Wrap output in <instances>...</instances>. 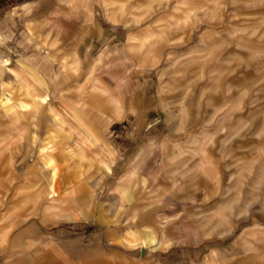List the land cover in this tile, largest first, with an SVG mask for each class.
Instances as JSON below:
<instances>
[{"label":"rangeland","instance_id":"374dc122","mask_svg":"<svg viewBox=\"0 0 264 264\" xmlns=\"http://www.w3.org/2000/svg\"><path fill=\"white\" fill-rule=\"evenodd\" d=\"M0 264H264V0H0Z\"/></svg>","mask_w":264,"mask_h":264},{"label":"crops","instance_id":"0c3cea01","mask_svg":"<svg viewBox=\"0 0 264 264\" xmlns=\"http://www.w3.org/2000/svg\"><path fill=\"white\" fill-rule=\"evenodd\" d=\"M6 99L9 100L10 98L7 97ZM1 101H2V104H3V105L6 104V102H7V101H5L4 99H1ZM21 103H23V102H21ZM21 103H20V104H21ZM20 104L17 105V107L19 108V110H20L21 112L25 111L23 108L20 107ZM4 107H5V106H4ZM92 136L94 137L93 134H92ZM53 143H54L53 140H51V141L49 142V146L46 147V148H49V147L52 148L50 154H48V155L45 156V157L49 160V162H51L52 159H53V158H52L53 155L51 154V153L53 152V150H54V146H55ZM50 144L53 145V147H52ZM77 145H78V146H81L80 144H77ZM46 148H45V149H46ZM45 149H44L43 151H45ZM153 235H154V233H153V232H150V233L147 234V237H149V238L151 237V238H152Z\"/></svg>","mask_w":264,"mask_h":264},{"label":"bare ground","instance_id":"6f19581e","mask_svg":"<svg viewBox=\"0 0 264 264\" xmlns=\"http://www.w3.org/2000/svg\"><path fill=\"white\" fill-rule=\"evenodd\" d=\"M6 106H8V104H6ZM27 104L25 102L21 103L20 104V107L23 108V109H26L27 108ZM79 123V122H78ZM53 190V189H52Z\"/></svg>","mask_w":264,"mask_h":264}]
</instances>
